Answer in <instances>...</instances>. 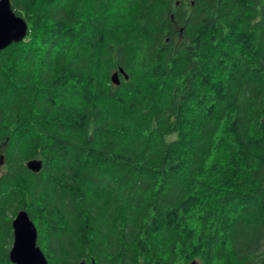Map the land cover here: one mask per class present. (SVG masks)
<instances>
[{"label":"trees","instance_id":"trees-1","mask_svg":"<svg viewBox=\"0 0 264 264\" xmlns=\"http://www.w3.org/2000/svg\"><path fill=\"white\" fill-rule=\"evenodd\" d=\"M10 3L0 264H264V0Z\"/></svg>","mask_w":264,"mask_h":264},{"label":"water","instance_id":"water-1","mask_svg":"<svg viewBox=\"0 0 264 264\" xmlns=\"http://www.w3.org/2000/svg\"><path fill=\"white\" fill-rule=\"evenodd\" d=\"M28 33L25 20L16 15L10 0H0V51L12 44L22 42ZM120 73L123 74L121 70ZM127 78L126 75L124 77ZM114 85H118V73L111 76ZM3 165V156H0V166ZM26 168L32 173L40 172L41 160H30ZM13 241L9 251V260L12 264H48L42 250L37 245V229L30 220L27 212L20 210L11 222Z\"/></svg>","mask_w":264,"mask_h":264}]
</instances>
